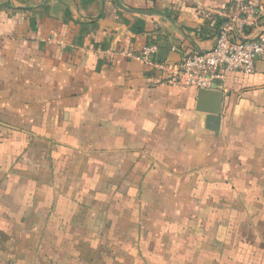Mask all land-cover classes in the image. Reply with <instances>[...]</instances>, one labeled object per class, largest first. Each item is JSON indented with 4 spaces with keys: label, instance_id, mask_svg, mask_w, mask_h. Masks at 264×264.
Instances as JSON below:
<instances>
[{
    "label": "crops",
    "instance_id": "1",
    "mask_svg": "<svg viewBox=\"0 0 264 264\" xmlns=\"http://www.w3.org/2000/svg\"><path fill=\"white\" fill-rule=\"evenodd\" d=\"M264 0H0V264H264V58L168 84ZM159 48L151 66L137 57Z\"/></svg>",
    "mask_w": 264,
    "mask_h": 264
},
{
    "label": "built area",
    "instance_id": "2",
    "mask_svg": "<svg viewBox=\"0 0 264 264\" xmlns=\"http://www.w3.org/2000/svg\"><path fill=\"white\" fill-rule=\"evenodd\" d=\"M197 5L201 20H224L219 28L215 46L204 52L186 54L177 67L159 66L169 72L168 84L197 91H214L217 82H224L231 72L251 74L258 60L264 58V32L254 39L243 38L246 28L258 16L257 8L248 2L237 1L221 10ZM159 48L147 44L137 59L151 66Z\"/></svg>",
    "mask_w": 264,
    "mask_h": 264
},
{
    "label": "water",
    "instance_id": "3",
    "mask_svg": "<svg viewBox=\"0 0 264 264\" xmlns=\"http://www.w3.org/2000/svg\"><path fill=\"white\" fill-rule=\"evenodd\" d=\"M206 96H215L217 97V103L215 105L214 108H212L211 110H209L208 112H210L211 114L215 115L217 118L214 120L213 122V126L211 128L216 129L218 122H219V114H220V106L219 103L221 102V94H216L213 91H199V98L200 100L205 99Z\"/></svg>",
    "mask_w": 264,
    "mask_h": 264
},
{
    "label": "rangeland",
    "instance_id": "4",
    "mask_svg": "<svg viewBox=\"0 0 264 264\" xmlns=\"http://www.w3.org/2000/svg\"><path fill=\"white\" fill-rule=\"evenodd\" d=\"M1 191V190H0ZM4 220L0 219V225L3 226ZM8 235H5L4 233L0 232V255L4 254L5 251H7L8 246Z\"/></svg>",
    "mask_w": 264,
    "mask_h": 264
}]
</instances>
